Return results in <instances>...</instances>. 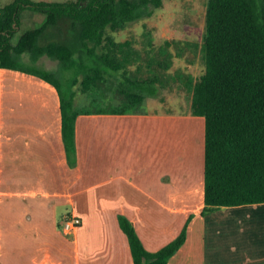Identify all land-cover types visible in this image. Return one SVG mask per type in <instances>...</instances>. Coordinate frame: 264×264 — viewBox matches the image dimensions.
<instances>
[{
    "label": "crops",
    "instance_id": "obj_1",
    "mask_svg": "<svg viewBox=\"0 0 264 264\" xmlns=\"http://www.w3.org/2000/svg\"><path fill=\"white\" fill-rule=\"evenodd\" d=\"M173 119L163 111L82 113L72 166L57 87L0 67V264H134L120 215L150 251L189 221L168 264H264V226L245 236L238 219L264 202L203 215L204 157H196L191 141L179 150L167 141ZM70 213L82 223L65 234ZM231 220L241 230L230 229Z\"/></svg>",
    "mask_w": 264,
    "mask_h": 264
},
{
    "label": "trees",
    "instance_id": "obj_2",
    "mask_svg": "<svg viewBox=\"0 0 264 264\" xmlns=\"http://www.w3.org/2000/svg\"><path fill=\"white\" fill-rule=\"evenodd\" d=\"M162 4L163 0H14L0 6V67L37 75L57 87L70 165L77 163L78 115L136 113L147 96L158 94L157 75L164 76L163 70L139 79L130 66L140 59V50L131 39L117 40L115 32L151 16ZM26 8L45 19L19 33ZM64 17L78 30L77 45L57 38L43 41L44 32L59 28ZM164 48L151 60L162 64ZM203 51L206 68L199 79L181 71L175 78L192 94L191 114L205 117L202 214L207 215L221 206L264 202V0H208ZM43 56L58 60V70L40 64ZM78 83L88 104L84 108L77 98ZM114 88L117 98H110L106 93ZM119 222L134 264H168L188 235L189 221L177 237L150 251L127 216L120 215Z\"/></svg>",
    "mask_w": 264,
    "mask_h": 264
},
{
    "label": "rangeland",
    "instance_id": "obj_3",
    "mask_svg": "<svg viewBox=\"0 0 264 264\" xmlns=\"http://www.w3.org/2000/svg\"><path fill=\"white\" fill-rule=\"evenodd\" d=\"M12 1L14 0H0V6H5ZM207 3L208 0H163V4L155 7L151 16L115 32L117 40L131 39L134 46L140 50V59L130 66L131 72H135L139 79H150L162 70L165 73L164 76L157 75L161 83L158 94L147 96L138 106L139 110L163 111L176 115L179 119L175 122L174 119L169 120L174 122V131L171 136H167V141H175L177 150L181 149L186 141H191L195 155L199 159L204 157L205 117L191 114L192 94L184 86L183 81L175 78V74L181 71L184 74H191L194 79H199L205 72L203 41ZM43 18L44 14L40 12L30 8L24 9L21 13L19 33L41 25ZM61 21L59 28L49 27L44 32L42 40L57 38L74 46L77 45L78 30L73 27L71 19L64 17ZM162 47H165L164 51L167 53L162 64H158L151 58L158 54V50ZM39 62L51 70L56 71L59 68V61L47 56H43ZM167 64L169 65L166 66ZM79 83L75 88L78 90L77 98L80 107L84 108L88 104ZM62 87L68 93L66 82H62ZM114 91L115 88L109 89L106 94L110 98H117ZM238 219L242 221L245 236L257 234L264 226V207L246 208L240 212ZM229 223L230 229L241 230L233 220ZM238 233L234 232L235 235Z\"/></svg>",
    "mask_w": 264,
    "mask_h": 264
},
{
    "label": "built area",
    "instance_id": "obj_4",
    "mask_svg": "<svg viewBox=\"0 0 264 264\" xmlns=\"http://www.w3.org/2000/svg\"><path fill=\"white\" fill-rule=\"evenodd\" d=\"M82 223V218L78 214L70 213L63 221L62 231L65 234L73 233Z\"/></svg>",
    "mask_w": 264,
    "mask_h": 264
}]
</instances>
